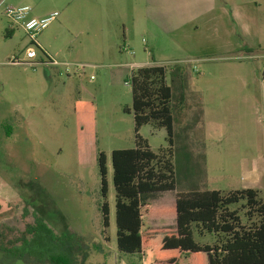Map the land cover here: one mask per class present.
Returning <instances> with one entry per match:
<instances>
[{"label":"rangeland","instance_id":"rangeland-1","mask_svg":"<svg viewBox=\"0 0 264 264\" xmlns=\"http://www.w3.org/2000/svg\"><path fill=\"white\" fill-rule=\"evenodd\" d=\"M52 2L41 0L40 9ZM148 7L150 0H115L105 6L109 10L103 13L97 36L105 49L112 38L124 46L125 51L115 50L114 55L91 56L85 48L86 36L59 24L58 16L37 42L51 60L70 65L68 74L60 66L30 67L24 58L26 50L33 48L28 36L0 11V264H43L60 249L69 253L65 251L56 264L152 263L149 250L139 255L117 249L110 155L134 147L133 117L125 112L131 108L134 71L124 65L151 63L153 44L158 45L155 56L161 60L191 58L184 65H164L172 90L176 192L226 194L257 184L255 190L264 204V85L259 76L264 59L196 61L194 56L212 54L210 46L186 55L177 48L169 54L164 51V32ZM256 9L261 31L256 54L264 57V0L257 2ZM190 29L191 41L196 42L199 33L195 27ZM204 36L212 39L208 32ZM36 53L30 63L46 60ZM76 102L90 105L92 118H79ZM138 135L154 153L168 147L164 128L147 124ZM99 153L107 158L105 198ZM143 197L147 207L163 210L172 206L174 192ZM104 202L109 207L107 228L102 225ZM32 217L63 236L62 242L47 241L40 247L43 239ZM27 226L32 232L25 234ZM174 227V218L168 215L143 218V230L174 231ZM198 240L210 241L208 237Z\"/></svg>","mask_w":264,"mask_h":264},{"label":"trees","instance_id":"trees-1","mask_svg":"<svg viewBox=\"0 0 264 264\" xmlns=\"http://www.w3.org/2000/svg\"><path fill=\"white\" fill-rule=\"evenodd\" d=\"M166 78L164 66L139 68L131 74V108L125 112L133 117L134 147L114 150L110 155L118 251L143 255L149 250L151 264H264V204L257 190L248 188L226 194L215 190L176 192L172 90ZM75 113L83 121L92 118L90 105L82 102L75 103ZM147 124L165 129V150L154 153L139 137V129ZM106 163V155L99 153L97 165L103 198L107 193ZM162 192L175 193L174 203L168 209L147 207L141 202L143 195ZM101 213L103 228H107L109 207L105 202ZM161 215L174 218V231L142 229L144 217ZM32 218L33 227L40 230L43 239L40 247L47 241L62 242L63 236H56L40 218ZM27 232H32L29 226ZM206 237L209 242L198 240ZM65 251L69 253L68 249H60V254L48 255L43 264L60 263ZM28 255L31 256L30 251Z\"/></svg>","mask_w":264,"mask_h":264},{"label":"crops","instance_id":"crops-1","mask_svg":"<svg viewBox=\"0 0 264 264\" xmlns=\"http://www.w3.org/2000/svg\"><path fill=\"white\" fill-rule=\"evenodd\" d=\"M40 1L0 0V11L3 13L4 9L8 6L27 5L32 10L31 15L34 16L36 14L34 17L37 18H42L56 12L58 16H61L59 24L63 23L70 27V31L73 32L79 30L81 35L86 36V42L88 43L85 48L91 56L103 55L104 53L114 55L115 50L120 52L125 51L124 46H120L118 40L115 38L111 39V45L107 49L103 48L102 42L97 36V31L101 28L103 13L105 10H109L105 9V6L115 0H52L53 2L50 7L43 10L40 9ZM258 1L150 0V7L148 8H150V16L159 21L158 24L164 32V40L166 41L165 44H167L164 47V51L167 53L172 54L174 51L180 49L186 55L187 52L194 53L195 51H199L200 46L204 48L210 46L212 54L210 56H194L196 61L224 59L229 62H253L258 59H264L263 56L260 57L256 54L260 51L258 49L261 38L256 9ZM191 27L196 28V31L199 33L198 40L203 38L202 41H191L187 30L189 28L191 32ZM124 30L126 29L124 28ZM9 31L11 36H13L14 31ZM205 32H208L212 39L207 40L204 36ZM124 39L126 43L127 39ZM205 42H209V44L204 45ZM128 43L132 45L130 41ZM173 47H176V49H172ZM151 48L156 53L158 45L153 44ZM155 53H151L153 55L151 63L132 62L124 66L128 67L131 71H135L139 68L163 67L165 64L171 62L184 65L191 59L189 55H186L187 58L164 61L157 58ZM263 69L264 65L259 76L261 77V84L264 85L262 82ZM198 94L201 95L202 92L199 91ZM181 96L184 97L185 95L182 93ZM256 185L245 184L242 189H256Z\"/></svg>","mask_w":264,"mask_h":264},{"label":"built area","instance_id":"built-area-1","mask_svg":"<svg viewBox=\"0 0 264 264\" xmlns=\"http://www.w3.org/2000/svg\"><path fill=\"white\" fill-rule=\"evenodd\" d=\"M31 8L27 5L24 6H8L4 9L3 14L10 21L12 25L20 28L29 38V44L33 47L27 49L24 58L29 62L28 65L30 67H35L38 64H48L54 67H63L64 73H69L70 65L65 63H58L56 61L51 60L48 55L41 50L37 37L43 30H45L52 22L56 20L58 14L56 12L50 13L49 15L37 18L31 15ZM36 50L42 53L45 57V61L41 63H30V61L34 60L37 56ZM17 62V60H15ZM14 64V63H11ZM81 67H87L82 65ZM262 82L264 83V69L262 72ZM131 83V82H130ZM127 85V83H125Z\"/></svg>","mask_w":264,"mask_h":264}]
</instances>
